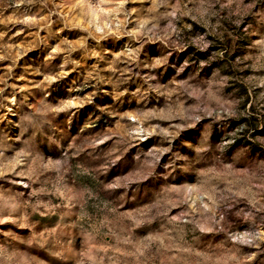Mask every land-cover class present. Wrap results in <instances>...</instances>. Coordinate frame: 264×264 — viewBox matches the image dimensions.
I'll return each mask as SVG.
<instances>
[{
	"label": "rangeland",
	"instance_id": "1",
	"mask_svg": "<svg viewBox=\"0 0 264 264\" xmlns=\"http://www.w3.org/2000/svg\"><path fill=\"white\" fill-rule=\"evenodd\" d=\"M0 264H264V0H0Z\"/></svg>",
	"mask_w": 264,
	"mask_h": 264
}]
</instances>
